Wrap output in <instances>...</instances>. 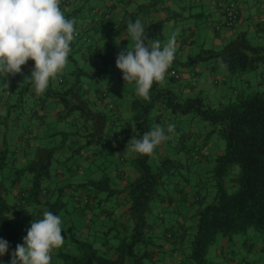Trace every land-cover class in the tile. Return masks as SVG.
Returning <instances> with one entry per match:
<instances>
[{"label": "rangeland", "instance_id": "rangeland-1", "mask_svg": "<svg viewBox=\"0 0 264 264\" xmlns=\"http://www.w3.org/2000/svg\"><path fill=\"white\" fill-rule=\"evenodd\" d=\"M202 1L206 4H203ZM217 1L168 0L169 6H166V0H157L155 15V11L152 9L145 10L150 7H143L150 4V0H131L118 12V20L122 18L124 11L127 12V16L123 22L121 20L125 26L117 36L106 34L108 31L106 28L103 30V34H97L99 29L97 21L100 16L97 15V12L104 10L109 4L112 5V12L115 9L116 1L73 0L70 2L69 9L76 8L77 11L68 18L75 20L74 27L78 34L75 35L71 44L72 51L68 57L67 66L56 81L50 82L47 90H64L71 86L74 83L73 78H76L75 71L77 69L93 71L94 79L83 74L77 76L79 80L77 94L84 92L82 99L86 97L91 100L95 97V89H98L102 94L103 91L104 93L110 91L109 93L113 94V97L97 98L100 102H97L96 107L103 111L105 109L107 116L108 114L115 116L118 112L128 114L125 118L122 117L123 119L114 118L115 120H112L113 117H108L106 120L108 125L103 130L105 136L100 137L99 144H83L85 139L81 134L84 133V125L87 124L78 112H73L63 119H57L56 114L52 115V111L63 108L61 103L49 97L47 91L42 95H36L31 83L27 88L20 86L19 83L29 80L27 77H29L33 66L32 61H28L25 66H22L21 74L14 77L0 75V133H5L6 129L4 130L3 127L7 126L8 129L5 147L7 149L6 164L0 170V176L5 179L12 178L10 164L14 158L21 157L23 153H29L30 147H26L27 141L30 144L40 142L46 148L54 147L55 149L50 178L44 180L41 185V188L47 192L39 195L41 202L34 206L31 205L34 216H37V210L43 208V205V209H46L48 204L60 202L62 206L57 215L61 217L62 230L73 225L79 238L87 241L93 239L99 252L104 251L105 246L99 245V242L104 240L100 231H104L109 223L102 222V228L98 230L99 235L96 237H93L92 233L83 231L85 225L91 228V222H88L91 215H83L80 211L77 212L73 206L82 208V205L85 204L84 197L95 194L88 190L87 186H75L78 183H83L88 177L97 180L106 176L109 178L110 186L117 191L122 190L123 186L132 179V153L129 154L127 143L137 134L136 128L130 121L134 114L130 108V100L135 96L134 85L124 83L121 78L122 73L115 66L116 59H112V56L116 58L118 53L125 50L126 47L132 48L133 41L127 35V24L132 20L136 21L143 17L146 22L148 20L160 21V34L154 40L160 41L162 46L173 34L176 35L175 58L167 70L164 82L158 83L157 86L172 90L179 100L201 95L209 105L215 106L221 98L225 100L227 96L230 97L233 91L240 92L247 83L254 91H264L263 65L232 77L223 65L214 59L190 61L201 49L219 50L240 31L245 33V38L249 40L250 44L264 47V0H221L235 6L245 16L241 27L237 28V20L232 23V27L223 25L222 11L216 6ZM139 5L141 8L138 7ZM137 8L140 9V12L136 11ZM217 10L221 13V19L215 21L213 13ZM93 18L97 21H92ZM217 22L220 25L216 24ZM248 23L250 28H247ZM256 28L257 30H255ZM227 29L235 33L233 32V37L225 40L222 38V33ZM215 37L220 39L218 45L213 44ZM97 38H100L98 44H96ZM96 53L103 54L97 61ZM100 59H104L108 63L106 72L109 74L107 77L99 74L105 67ZM111 66L113 67L111 68ZM186 75L187 77H185ZM250 87L245 91L252 90ZM107 102L109 107H107ZM117 103L120 106L114 105ZM104 104L106 106L101 107ZM41 106H43V110H37ZM34 110L38 111L37 114L44 112L42 128L38 126V122L34 124L31 121L36 118ZM151 116L153 120L154 118L160 119L162 122L157 124L154 121L153 126L160 125L167 133L168 125L174 124L175 130L174 133H167L170 139L159 145L154 153L147 157L150 170L155 173L158 172L157 170L161 172L157 194L149 201L147 221L153 224L151 227L154 232L156 228L159 229L160 235L155 232L159 241L166 240V236H168L166 234L178 226L176 223L178 221H181L186 228L185 249L182 252L169 250L168 253L165 251L171 255V259H167L162 251L156 264H168V262H170L169 264H189L184 260V255L187 252L186 244L194 228L195 216L193 213L197 208L209 203L214 196L215 188L210 170L214 166L215 156L220 154L224 148V139L213 130L210 124L195 114L172 113L168 108H156ZM109 123H113L115 126H110ZM52 132L54 134L48 136ZM31 133L35 135L34 140ZM114 144V150L110 151ZM106 151L107 153H105ZM31 154L32 152L29 156ZM164 159H168L169 163L163 164ZM237 173L238 167L234 165L225 178L226 191L234 190L232 180L237 176ZM24 177L18 183L21 187L22 183H25ZM68 183L72 185H68ZM105 194V192L99 191L98 198H105ZM122 200L123 193L115 192L113 196L102 200L99 207L104 209V207L114 206L122 212L126 206ZM44 201H48V204H44ZM96 209L95 206L90 214H93ZM119 213L111 216L114 226L111 233L118 231L119 236H123L129 233L131 221L119 217ZM11 221L14 222L16 219L11 218ZM69 243L70 240L67 237L64 238L63 245L58 249L69 252ZM117 243L118 239H109L111 246ZM55 252L57 249L52 253L51 264H58L59 259ZM105 255L109 256L110 253ZM206 257L211 261V264H264V235L253 228L245 233L235 234L229 239L217 233L208 247ZM124 264H131V259L126 258ZM144 264L149 263L144 260Z\"/></svg>", "mask_w": 264, "mask_h": 264}, {"label": "trees", "instance_id": "trees-1", "mask_svg": "<svg viewBox=\"0 0 264 264\" xmlns=\"http://www.w3.org/2000/svg\"><path fill=\"white\" fill-rule=\"evenodd\" d=\"M70 2L73 0H63L60 7L68 6L71 4ZM150 2L143 7H150L145 10L152 9L156 15L157 0H150ZM108 7L109 11L102 12L98 21L94 18L92 21L99 23L97 34H103V30L106 28L108 29L106 34L117 36L125 26L121 20L122 22L125 20L127 12H122V18L118 20L117 16H111L112 5L109 4ZM138 7L141 8L140 5ZM139 8L136 11L140 12ZM76 11V8L71 9L65 16L68 18ZM131 14L134 15V13ZM240 15L241 13L237 10L236 20ZM131 18L133 19V17ZM139 20L144 26L146 25L145 28L150 39L154 40L160 34V21L148 20L146 22L143 17H140ZM99 39L97 38L96 44ZM96 47L98 48V45ZM95 56L97 61L103 54L96 53ZM112 59L116 58L112 56ZM209 59L220 62L231 75L240 74L254 70L260 65L264 66V47L250 44L249 40L245 38V33L240 31L219 50L201 49L190 61ZM100 62L105 67L99 74L107 77L109 74L106 72L108 63L104 59H100ZM75 72L76 78H73L74 83L71 86L64 90L48 89L46 91L49 97L63 106L60 111H56V118L63 119L73 112H78L87 124L84 125V133L81 134L85 139L83 144H99L100 137L104 135L103 130L108 125L106 124L108 117H113L112 120H115L114 118L118 119V116L117 114L115 116L108 114L107 116L105 109L104 111L101 108L98 109L96 105L100 100L97 98L113 97V94H110V91L105 93L103 91L102 94L98 89H95L93 101L86 97L82 99L84 92L77 94V84L79 83L77 76L83 74L94 79L95 75H93V71L80 69ZM29 83L30 81L26 80L19 84L27 88ZM149 95V100L138 97L137 99L135 96L130 100V108L134 112L130 121L136 128L138 137L153 127L155 121V118L153 120L151 116L153 110L168 108L172 113L197 115L201 120L210 124L213 130L224 139V148L220 154L215 156L214 166L210 170L215 188L214 196L209 203L197 208L193 213L195 216L194 228L186 244L187 252L184 255V260L189 264H211L206 254L217 233L229 239L235 234L245 233L253 228L264 235V92H254L253 94L237 92L225 100H219L215 106L209 105L201 95L179 100L172 90L162 88L157 84L153 85ZM114 105L120 106L118 103ZM103 106L105 107L106 104L101 107ZM107 107H109L108 102ZM39 109L43 110V106L37 110ZM37 110H34L33 113L38 117V126L42 128L44 112L37 114ZM112 120L110 121L112 122ZM109 125L115 126L113 123H109ZM3 129L6 130L5 133H0V170L6 164L7 152L5 148L7 126ZM53 134L54 132L49 133L48 136ZM31 137L34 140L35 135L32 134ZM33 143L30 144L27 141L26 147H30L29 153H23L21 157L14 158L11 162L12 178L5 179L0 176V238L8 242L9 252L13 251L17 244L22 243L32 220L41 219L45 210L57 215L62 206L60 202L48 204V201H44V204H48L47 208L43 209V205V208L37 210V216H34L32 206L41 202L40 194L47 192L41 188V185L44 180L50 178L55 149L54 147L46 148L40 142ZM30 152L32 154L29 156ZM132 154L131 165L135 174L123 186L122 190L113 189L106 176L97 180L91 178L77 184V187L79 185L87 186L86 188L93 191L95 195L84 197L85 204L82 205V208L78 206H73V208L82 214L91 213L95 206L97 208L88 218L91 228L85 225L83 231L92 233L91 235L96 237L99 235L98 230L102 228V222L109 223L104 231H100L104 240L99 242V245L105 246L104 251L99 252L93 239L87 241L79 238L73 225L67 226L62 230V235L63 238L67 237L70 240L69 252L57 249L55 255L59 259L58 264H124L126 258L131 259V264H144V260L149 264H156L159 254L162 253V248L157 234L152 230L151 225L153 224L148 223L147 218L149 201L157 194L161 172L157 170L158 172L155 173L150 170L147 163L148 155ZM162 163L167 164L169 160L164 159ZM234 165L238 167L237 176L232 180L235 188L228 192L225 189V178ZM22 177L26 184L22 183L21 187L18 183ZM68 185L72 184L68 183ZM99 191L106 193L105 198L96 197ZM115 192L123 193L122 201L126 205L119 213V217L131 221L129 233L123 236H119L118 231L111 233L114 227L111 218L114 206L104 207V209L99 207L102 200L113 196ZM11 218H15L16 221L12 222ZM168 233L167 239L173 240L170 251L182 252L185 249L186 228L182 225L180 231L171 230ZM111 238L118 239V243L111 246L109 244ZM107 253L110 255L106 256ZM0 258L2 260L0 264H8V254Z\"/></svg>", "mask_w": 264, "mask_h": 264}, {"label": "clouds", "instance_id": "clouds-1", "mask_svg": "<svg viewBox=\"0 0 264 264\" xmlns=\"http://www.w3.org/2000/svg\"><path fill=\"white\" fill-rule=\"evenodd\" d=\"M60 4L61 0H0V75L21 74L22 66L32 61L27 78L38 96L63 73L78 34L75 20L65 16ZM127 35L133 46L118 53L115 66L124 83L134 85L135 96L149 100L153 85L164 82L175 58L176 35L162 46L149 38L139 19L127 24ZM174 130L175 125L169 124L167 133ZM167 133L154 125L139 137L134 135L127 143L129 154L152 155L170 139ZM63 242L61 217L45 210L41 219L30 222L22 243L13 251L0 238V257L8 254V264H51L53 251Z\"/></svg>", "mask_w": 264, "mask_h": 264}, {"label": "crops", "instance_id": "crops-1", "mask_svg": "<svg viewBox=\"0 0 264 264\" xmlns=\"http://www.w3.org/2000/svg\"><path fill=\"white\" fill-rule=\"evenodd\" d=\"M114 1H116V3H115V9L113 10V14L111 15V16H117L118 15V12L124 7V5L125 4H129L130 2H131V0H114ZM203 2V4H206L204 1H202ZM134 3V2H133ZM170 3V5H171V2H169ZM165 4H166V6H169L168 5V0H166V2H165ZM69 6V5H68ZM68 6H63V7H61V9H62V11H64V13L66 14V13H69V7ZM123 11V10H122ZM121 11V12H122ZM213 15H214V19H215V21H216V19L218 20V19H221V13H220V11L219 10H217V11H214V13H213ZM249 15V14H248ZM244 15L241 13V15L239 16V18H238V20H237V22H238V24H237V26H236V28L237 27H241V25H242V23H243V21H244ZM259 17H260V15H259ZM219 22V21H218ZM216 23V24H218V25H220V23ZM254 24L255 25H257L256 24V22H254ZM247 28H250L249 27V23L247 24ZM218 30V29H217ZM243 30H244V28H243ZM255 30H257V28L255 29ZM233 32L234 31H232V30H229V29H227V30H224L223 31V33H222V38L223 39H230L231 37H233ZM235 33V32H234ZM214 42H213V44H216V45H218L219 43H220V39H219V37H215L214 38ZM183 74V73H182ZM243 75V74H242ZM241 75V76H242ZM234 76H237V75H232V77H234ZM240 76V77H241ZM185 77H187V75L185 76ZM17 83V82H16ZM15 83V84H16ZM255 85H256V83H255ZM254 85V86H255ZM248 87H250V84L249 83H247L246 85H245V87H243L241 90H240V92H242V93H248V94H253L254 92H258V91H254L251 87V89L252 90H249V91H245V89L246 88H248ZM264 92V91H263ZM235 93H237V92H234L233 91V94L231 95V96H233ZM230 96V97H231ZM227 98H229V96H227ZM94 100V97H93V99H91V101H93ZM221 100H224L223 98H221ZM59 111H60V109H58ZM58 110H55V111H52L53 112V116H54V114H56V111H58ZM117 114V116H118V119H123V118H125L128 114H126V113H116ZM123 117V118H122ZM32 121V123H34V124H36L37 122H38V117H36V118H34L33 120H31ZM155 122L157 123V124H161L162 122H160V119H158V120H156L155 119ZM123 147V146H122ZM121 147V148H122ZM114 150V147H112L111 149H110V151H113ZM109 151V152H110ZM105 153H107V151L105 152ZM133 158V154H132V157H131V159ZM128 170V169H127ZM131 170V169H130ZM122 171V170H121ZM126 171V170H125ZM132 172H133V170H131ZM131 175H134V172L131 174ZM88 179H91L90 177H88L85 181H87ZM78 184H80V183H78ZM75 187H77V185L75 186ZM96 197H98V196H96ZM112 210H113V214H115V213H119L120 212V209H117V208H112ZM85 214H89V215H91L89 212H87V213H84L83 215H85ZM176 223H178V226H175V228L172 230V231H180V227H181V225L183 224L181 221H178V222H176ZM171 231V230H170ZM155 232L158 234V235H160V231H159V229H157L156 228V230H155ZM167 232V231H166ZM159 243L161 244V248H162V251H163V254L164 255H166V258L167 259H171L172 257H171V255L170 254H168L169 253V250L172 248V245H173V240H171V239H167L166 238V240H164V241H159ZM165 251H168V253H165ZM171 257V258H170ZM0 261H2L1 260V258H0ZM170 262H168V264H169ZM162 264H164V263H162ZM166 264V263H165Z\"/></svg>", "mask_w": 264, "mask_h": 264}, {"label": "built area", "instance_id": "built-area-1", "mask_svg": "<svg viewBox=\"0 0 264 264\" xmlns=\"http://www.w3.org/2000/svg\"><path fill=\"white\" fill-rule=\"evenodd\" d=\"M216 6L222 11L223 25L226 27H231L232 23L236 20V15H237V9L235 8V6H232L231 4H228L226 2H222L221 0L217 1ZM108 11H109V7L106 6L104 10L98 11L97 15H100L102 12H108Z\"/></svg>", "mask_w": 264, "mask_h": 264}]
</instances>
